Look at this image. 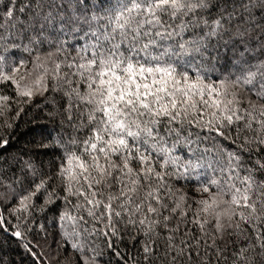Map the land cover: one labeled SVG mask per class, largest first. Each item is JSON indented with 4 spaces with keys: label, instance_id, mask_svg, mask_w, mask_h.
I'll use <instances>...</instances> for the list:
<instances>
[{
    "label": "snow or ice",
    "instance_id": "6c2138e0",
    "mask_svg": "<svg viewBox=\"0 0 264 264\" xmlns=\"http://www.w3.org/2000/svg\"><path fill=\"white\" fill-rule=\"evenodd\" d=\"M0 86L31 264H264V0H0Z\"/></svg>",
    "mask_w": 264,
    "mask_h": 264
},
{
    "label": "trees",
    "instance_id": "16d2710c",
    "mask_svg": "<svg viewBox=\"0 0 264 264\" xmlns=\"http://www.w3.org/2000/svg\"><path fill=\"white\" fill-rule=\"evenodd\" d=\"M0 94L13 95L10 88L5 89V92ZM42 109L43 102L41 98L37 97L33 104L24 106V112L21 113L18 120L13 121L14 126L12 128L6 130L0 129V136H4L9 141L6 148L0 149V152H3V158L11 159L12 157H16L19 152L30 147L29 142L33 139V128L47 124L49 130H51L52 126L45 119L46 113ZM14 111L15 105H13ZM37 117H39L38 120L36 119ZM43 159L47 163L50 157H44ZM39 219L41 222L48 223L52 220V216L48 215L46 221L44 217H40ZM121 250L129 255L132 254L130 247L125 248L121 246ZM5 253L7 254L5 256L6 261H14L15 264H31L30 259L24 254L22 248L19 247L18 241L9 234L0 232V255ZM113 264H116L115 260H113Z\"/></svg>",
    "mask_w": 264,
    "mask_h": 264
}]
</instances>
